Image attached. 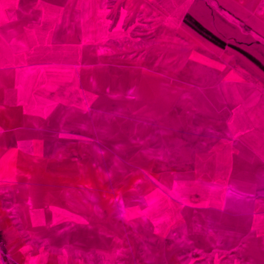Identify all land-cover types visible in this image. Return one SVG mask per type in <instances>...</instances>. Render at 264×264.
I'll return each mask as SVG.
<instances>
[{"label":"crops","instance_id":"crops-1","mask_svg":"<svg viewBox=\"0 0 264 264\" xmlns=\"http://www.w3.org/2000/svg\"><path fill=\"white\" fill-rule=\"evenodd\" d=\"M230 6L0 0V264H264V48ZM157 57L211 74L220 112H169ZM114 106L164 124L109 131Z\"/></svg>","mask_w":264,"mask_h":264},{"label":"rangeland","instance_id":"rangeland-1","mask_svg":"<svg viewBox=\"0 0 264 264\" xmlns=\"http://www.w3.org/2000/svg\"><path fill=\"white\" fill-rule=\"evenodd\" d=\"M222 1V0H221ZM226 1V0H225ZM228 1V0H227ZM231 3V9L233 12H236L234 18L237 21V27L239 29H242L244 32L248 33L252 39L255 41V44L259 45L260 47L264 48V0H229ZM236 10H235V9ZM223 9V7H222ZM243 12L247 13L245 16L242 15ZM245 17L250 18L248 20V24H245ZM154 36H151V38L156 39V43L153 44V41L150 42L151 44H148V41L142 42L140 41L139 45H132L131 42H129V46L132 45L131 48L126 50V56L125 59V65H132L134 64V61L137 62V65L139 64L141 68H143L145 65H148V49L154 45L159 49L162 47L159 42L160 36L159 31L157 30L154 34ZM146 38H149L150 36H145ZM176 41L178 40V37L173 36V48H178L179 45H177ZM134 46V47H133ZM133 51L135 56L133 55ZM139 53V54H138ZM138 54V56H136ZM166 59L162 57L156 58V66L155 67H163L164 61ZM130 61V63H129ZM167 63H170L172 66V70L168 71L167 75L161 70H159L156 74L157 80H159L163 83L162 85H167L171 87L172 89H157L155 92L157 93V101L161 103H165L167 108L169 109V112L173 113L174 116H179L181 114L184 115H195L197 113H203L207 112L206 109L204 111L203 106L199 104L198 98L205 97V101H203V104L206 105V108L208 106L207 99L210 97L212 108H214L215 112H220V107L215 106L214 103L216 99V96L213 94V90L208 85L213 83V80L215 78L211 74L204 73V75L198 74L196 72V69L191 65H186L182 62V60L179 57H172L166 60ZM182 62V65H181ZM189 64V63H188ZM168 81L167 83H165ZM199 85V86H198ZM211 86V85H210ZM171 94V95H170ZM162 95L166 97H162ZM132 95H125V107H124V113H136L133 111L131 106V98ZM201 101V102H202ZM141 105V109L144 108L145 105ZM112 108V107H110ZM114 109H110V120L108 122L109 131H116L122 124H124L126 130H137V131H144L147 134L148 129L151 125H159L164 123H149L144 121H125L118 122L116 121L117 117V110L116 107H113ZM172 124L171 122H167ZM97 124L98 128L100 126V123ZM94 124V126H95ZM151 124V125H150ZM174 124H176L174 122ZM179 124V122L177 123ZM95 128V127H94ZM172 127L170 128V130ZM175 129V127L173 128ZM127 134V133H126ZM111 135V134H110ZM132 140V137L131 139ZM147 140V138H146ZM143 144V143H142ZM222 253V252H221ZM227 254L221 256L226 257ZM207 257V256H206Z\"/></svg>","mask_w":264,"mask_h":264}]
</instances>
